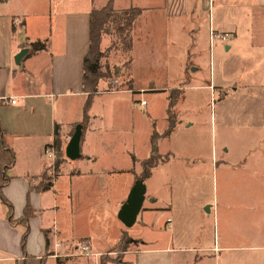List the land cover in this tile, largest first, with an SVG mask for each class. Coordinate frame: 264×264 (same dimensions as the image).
I'll use <instances>...</instances> for the list:
<instances>
[{"label":"crops","instance_id":"1","mask_svg":"<svg viewBox=\"0 0 264 264\" xmlns=\"http://www.w3.org/2000/svg\"><path fill=\"white\" fill-rule=\"evenodd\" d=\"M109 1L0 0V125L17 158L7 171L11 179L2 188L4 197L13 205L12 215L17 222L10 219L9 205L0 197V264H65L73 248L82 251L84 244L89 252H84L82 264H206L207 254L210 259L211 251L221 248L216 241L214 246L207 241L205 244L204 230L199 223L195 225L207 204L206 200L201 203L200 199H194V189L200 197L199 191L205 187L209 172L208 167V170L201 167L205 163L204 154L206 157L211 154V163L215 165L218 153L214 148L210 152L205 148L206 129L201 124L196 126L195 119L185 117L189 96L181 80L192 77L189 73L193 62L186 51L191 41L183 45L170 39L168 43L171 55L166 67L178 79L171 88L138 85L137 47L143 42L148 45L157 31L176 34L179 39L195 35L194 45L206 29V22L209 40L212 29L235 32L238 12L264 6V0H111L118 11L142 9L132 28L133 43L128 50L130 86L110 87L111 76L100 81L89 109V121L83 126L80 158L71 159L66 156V148L84 119V106L89 98L83 89V60L90 50V16L93 9L103 8ZM227 23L231 30L221 28ZM37 41L46 47L35 49L32 44ZM103 42L104 38L101 46ZM225 45L231 50L232 45ZM24 48L28 52L16 62ZM173 89L180 91L174 107L177 125L169 136H163L169 125L168 104ZM160 90L166 95L161 117L164 128L156 130L157 119L149 110L141 112L144 122L140 126L137 122L140 111L136 107H147L146 94ZM13 99L16 103L11 102ZM142 100L147 103L142 104ZM97 102L101 106L96 112ZM119 109L123 114L118 117L115 111ZM112 116L123 122L113 124ZM118 128L129 130L133 136L143 132L146 153L143 156L138 153L135 141L123 144L115 139ZM157 133L161 135L157 152L161 154V142L167 138L165 155L169 154V158L153 167L151 175L143 180L147 185L156 169L169 163L172 202L149 193L147 185L138 219L127 228L118 212L140 180L142 162L151 153V137ZM56 139L62 143L65 159L49 180L52 186L44 191L31 189L41 182L51 163L55 167L56 162L51 159L57 157H48L45 149L51 145L56 153ZM28 204L33 214L27 223L20 222L18 219ZM208 210L215 212L212 204ZM169 218L174 234L167 231L172 228ZM165 223H169L167 229ZM124 234L131 242L121 256H116L111 249ZM58 242L62 245L58 246ZM105 253L111 257L101 260Z\"/></svg>","mask_w":264,"mask_h":264},{"label":"rangeland","instance_id":"2","mask_svg":"<svg viewBox=\"0 0 264 264\" xmlns=\"http://www.w3.org/2000/svg\"><path fill=\"white\" fill-rule=\"evenodd\" d=\"M238 14L235 32H228L231 34L230 39L216 40L212 46L208 36L209 23L206 22V29L199 34L194 45L192 43L197 39L195 35L179 39L176 34L173 36L157 31L153 32L148 45L143 42L137 47L138 85L153 84L155 87L171 88L178 79L172 76L173 71H168L169 66L166 67L171 55L168 43L170 39L183 45L191 41L186 51L190 52L189 59L193 62L189 73L192 77L181 80L189 96L185 117L195 119L198 123L196 126L201 124L202 129H206L203 137L205 148L209 152L214 148L218 153L215 165L211 163V154L207 157L204 154L205 163L200 165L207 170L209 168L206 185L200 189V197L197 196V189H194L196 201H207L195 225L199 223L204 230L205 244L207 241L214 246L216 241L221 247L211 251L210 259L207 254L206 264H264V6L239 11ZM211 15H215L213 8ZM221 28L231 30L232 27L227 23ZM103 38L101 64L103 71L111 76L110 87L128 88L130 79L127 61L130 52L123 47V39L115 32L114 26L109 27ZM226 43L232 45L231 50L226 49ZM193 68L198 69L192 71ZM113 77L119 83L115 84ZM190 92H193L192 96ZM146 98L149 101L147 107H136L140 111L137 122L142 126L144 114L141 112L149 110L157 119L156 130L161 131L164 128L161 117L166 105L164 90L148 92ZM100 106L97 102L94 110L99 111ZM121 111H115V115L121 116ZM116 116L110 119L113 124L119 125L123 121ZM118 129L113 136L115 139L122 140L123 144L135 141L138 153L142 156L146 153L143 132L133 136L125 128ZM166 151L167 138L160 146L165 160L169 158V154L165 155ZM51 160L56 162L57 158ZM217 160L223 161L217 164ZM55 171L51 163L40 180L47 183ZM147 185L149 193L154 192L161 200L172 202L169 163L159 166ZM211 204L215 212L209 213ZM169 223L172 228L167 231L174 234L173 222ZM169 223L164 224L165 229ZM123 249V244L118 243L111 252L121 256ZM85 254L73 248L65 264H82ZM106 257L111 256L105 253L101 260H106Z\"/></svg>","mask_w":264,"mask_h":264},{"label":"trees","instance_id":"3","mask_svg":"<svg viewBox=\"0 0 264 264\" xmlns=\"http://www.w3.org/2000/svg\"><path fill=\"white\" fill-rule=\"evenodd\" d=\"M142 12L141 8H130V9H123L121 11H118L114 8L113 3H111V0L108 2V5L100 8V9H93L91 12V25H90V46H89V52L85 56L83 60L84 65V74H83V80H84V91L89 95V98L87 99L85 106H84V119L82 120L81 124L82 126H85L89 121V109L92 104V99L95 96V94L98 92V85L100 81L103 78L109 77L110 74L103 71V66L101 64V58L103 57L104 51L101 49V42L103 40V37L108 33L109 27L112 25L115 27V32L119 33L120 38L123 39V47L130 50L132 47L133 39H132V28L135 24L136 19L138 18V14ZM33 47L35 49H42L46 47L45 43H42L40 41L34 42ZM177 92V93H176ZM180 91L177 89L171 90V94L169 96V104H168V117L167 121L169 123L168 128L163 133V136H169L175 126L177 125V111L174 108L175 105L178 103ZM6 131L1 127L0 125V197L3 201V203L9 205V217L11 220L17 222L13 218L12 211H13V205L9 202L7 198L3 195V187L6 186V184L10 181L11 176L7 174V171L9 168H11L17 161L16 153L9 146L8 143H6L5 139ZM160 134H154L152 139V149L150 156L143 160V172L139 179H145L149 177L152 173V168L157 166L160 162L164 161L165 159L161 154H158V142ZM54 146L56 148V163H55V169H59L61 163H63L65 157H63V151H62V143L59 139H56L54 141ZM52 186V181H47V183H44L41 181L40 183L33 186L31 189H37L39 191H44L50 189ZM33 214V210L30 208V205L28 204L25 208L24 215L21 219H18L20 222L27 223L29 220V217ZM28 229L23 233L22 238V245L27 237ZM131 242V239L128 237L127 234H124L122 238L120 239L119 243L123 244L124 249L126 250L128 248L129 243ZM101 264H106L105 262H101Z\"/></svg>","mask_w":264,"mask_h":264},{"label":"water","instance_id":"4","mask_svg":"<svg viewBox=\"0 0 264 264\" xmlns=\"http://www.w3.org/2000/svg\"><path fill=\"white\" fill-rule=\"evenodd\" d=\"M27 49H22L21 52L16 57V62H20L21 58L27 53ZM83 133L82 124H78L76 131L69 140V144L66 148V156L71 159L80 158L81 155V136ZM147 190V185H145L144 180H137L130 190L126 202L122 205L118 212V217L124 223V225L129 228L138 219V214L140 213L145 199V193Z\"/></svg>","mask_w":264,"mask_h":264},{"label":"built area","instance_id":"5","mask_svg":"<svg viewBox=\"0 0 264 264\" xmlns=\"http://www.w3.org/2000/svg\"><path fill=\"white\" fill-rule=\"evenodd\" d=\"M230 37H231V34L228 33V32H220V31L213 30V29H212L211 32H210V42H211V44L215 43L216 40L227 41L228 39H230ZM114 79H115V78H114ZM114 81H115V84H117L118 80L115 79ZM11 102H12V103H16V100L13 99ZM141 103H142V104H146L147 101H146V100H142ZM45 153H46V155H47L48 157H50V158H51V157L55 158V156H56V153H55L54 147L51 146V145L45 149ZM171 221H172V219L169 218V219H168V222H171ZM57 245H58V246H61L62 244H61L60 242H58ZM82 251H83V253H84V252H89V247H88L87 245L84 244V245L82 246Z\"/></svg>","mask_w":264,"mask_h":264}]
</instances>
